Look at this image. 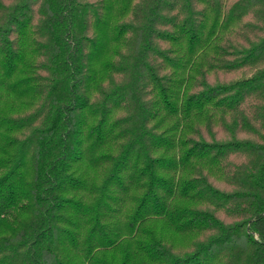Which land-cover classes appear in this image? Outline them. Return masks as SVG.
<instances>
[{"label":"trees","instance_id":"trees-1","mask_svg":"<svg viewBox=\"0 0 264 264\" xmlns=\"http://www.w3.org/2000/svg\"><path fill=\"white\" fill-rule=\"evenodd\" d=\"M0 264H264V0H0Z\"/></svg>","mask_w":264,"mask_h":264},{"label":"rangeland","instance_id":"rangeland-1","mask_svg":"<svg viewBox=\"0 0 264 264\" xmlns=\"http://www.w3.org/2000/svg\"><path fill=\"white\" fill-rule=\"evenodd\" d=\"M3 97H4V99L2 100L1 105L3 107H6V108L8 107L9 109H11L13 111H18L20 109H23L25 107V105L28 106V104H26V100L22 99L20 96L17 95V93L12 91L7 86H5V89L3 91ZM86 169H88L85 172L86 175L89 177H91V175L93 176L95 169H92L91 165H88V168H86ZM81 222H82V225H85V226L87 225L86 218H82ZM163 228L166 231V233L173 235L172 231H174V229L172 228V226L164 223ZM117 251H119V249ZM117 251H115V253L113 255H111L115 260H119V258H120V253Z\"/></svg>","mask_w":264,"mask_h":264}]
</instances>
